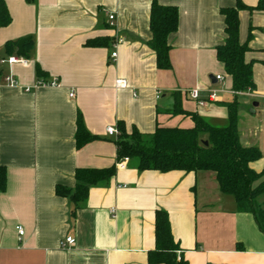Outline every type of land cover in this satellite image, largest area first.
<instances>
[{
  "label": "crops",
  "instance_id": "0c3cea01",
  "mask_svg": "<svg viewBox=\"0 0 264 264\" xmlns=\"http://www.w3.org/2000/svg\"><path fill=\"white\" fill-rule=\"evenodd\" d=\"M157 2L178 9L177 30L168 36V70L156 68L147 45L151 0H4L11 20L0 27V55L7 41L28 37L32 45L24 56L28 64L0 67V165L6 168L0 264H148L156 210L168 213L178 257L188 264H264V233L251 213L238 211L234 198L220 192L214 172L140 171L135 159L116 166L107 126L122 121L128 132L135 127L144 135L157 126L192 127L177 106L224 125L226 104L236 99L240 144L260 150L249 166L264 170V11H239L240 42L251 34L245 58L252 61L255 88L235 93L216 58L225 39L220 9L235 0ZM108 13L114 14L112 26ZM95 38L102 44L86 45ZM36 64L58 85L34 87ZM9 73L16 86L3 81ZM119 78L127 87H115ZM189 89L198 90L203 104L189 97ZM77 112L99 137L80 149ZM113 165L114 175L92 186L74 212L69 198L55 194L56 185L74 187L76 168ZM258 202L264 206V195ZM66 237L74 244L62 246Z\"/></svg>",
  "mask_w": 264,
  "mask_h": 264
},
{
  "label": "trees",
  "instance_id": "16d2710c",
  "mask_svg": "<svg viewBox=\"0 0 264 264\" xmlns=\"http://www.w3.org/2000/svg\"><path fill=\"white\" fill-rule=\"evenodd\" d=\"M33 2L34 0H27ZM245 9L264 11V0H258L255 6H248L241 0H235L233 7L220 9L224 18V42L216 46V58L223 64L224 71L231 77L232 90L235 93H247L255 88L252 61H247L248 41L239 40V11ZM10 15L0 0V27L10 23ZM178 27V9L172 5H160L151 0L149 11V30L151 37L148 47L155 53L156 68H171L168 36ZM250 30V29H249ZM18 41H7L4 44L3 56L15 52ZM100 39L86 41L87 46L101 45ZM31 39L24 44V56L31 47ZM1 56V55H0ZM37 80L47 81V75L38 64L35 65ZM174 110L186 113L192 120L190 128L157 126L149 135L141 134L135 127L127 131L122 121L117 122L119 131L115 138L117 160L128 157L135 159L140 171L156 170L168 172L181 170L185 172L212 171L215 173L219 190L234 198L236 209L254 216L258 228L264 233V208L258 197L264 195V170L255 172L249 163L257 160L261 152L257 147H244L240 144L237 130L238 102L234 99L226 104L227 119L224 125L208 122L195 112H184L180 106ZM75 147L80 149L85 144L99 139L85 128L80 112L75 120ZM115 165L108 168H76L74 170V187L55 186V194L69 198L72 212L79 207L88 196L92 186L109 180L115 173ZM6 189V168L0 165V192ZM154 249L147 253L148 264H188L179 256V246L174 240L168 213L164 210L155 211Z\"/></svg>",
  "mask_w": 264,
  "mask_h": 264
},
{
  "label": "built area",
  "instance_id": "2783aa9c",
  "mask_svg": "<svg viewBox=\"0 0 264 264\" xmlns=\"http://www.w3.org/2000/svg\"><path fill=\"white\" fill-rule=\"evenodd\" d=\"M107 19H108V23L110 26H112L114 24V14L113 13H108L107 14ZM122 41V39H118L117 43H120ZM116 46V44H115ZM111 58L114 59L116 57V52H112L111 53ZM30 61L25 58L24 56L22 55H17V54H12V55H8V56H0V67L4 66V65H13V64H22V65H26L28 64ZM216 80H222V77L221 76H216ZM3 81L5 82V84L9 85V86H16L17 85V80L12 76V74H7V75H4L3 77ZM47 85H50V86H56L58 85V80L57 78H53L52 80L50 81H42V80H37L36 82V86H47ZM115 87L116 88H125L127 87V82L126 80L124 79H116L115 80ZM29 88H26V91H28ZM188 92V95L191 99L193 100H197L199 104H203V101L199 99L198 97V90L197 89H189L187 90ZM69 96L72 97L73 96V92L71 91L69 93ZM215 97V91L212 90L209 95H208V98L210 100H212L213 98ZM106 134L110 137H114L116 138L119 134V131L118 129L115 127V126H107L106 129ZM128 157H123L121 159H119L117 162H116V166L119 167V168H124L126 163L128 162ZM110 213H113V210H110ZM16 228V231L18 233L19 236L23 235L24 233V230H23V227L18 225L15 227ZM74 244V239L72 237H66L64 239V241L62 242V246H71ZM177 258H179L177 256Z\"/></svg>",
  "mask_w": 264,
  "mask_h": 264
},
{
  "label": "water",
  "instance_id": "95a60500",
  "mask_svg": "<svg viewBox=\"0 0 264 264\" xmlns=\"http://www.w3.org/2000/svg\"><path fill=\"white\" fill-rule=\"evenodd\" d=\"M29 38L26 37V38H21L18 40L17 44H16V54L17 55H22L24 56V44L26 41H28Z\"/></svg>",
  "mask_w": 264,
  "mask_h": 264
},
{
  "label": "rangeland",
  "instance_id": "374dc122",
  "mask_svg": "<svg viewBox=\"0 0 264 264\" xmlns=\"http://www.w3.org/2000/svg\"><path fill=\"white\" fill-rule=\"evenodd\" d=\"M264 207V206H263Z\"/></svg>",
  "mask_w": 264,
  "mask_h": 264
}]
</instances>
